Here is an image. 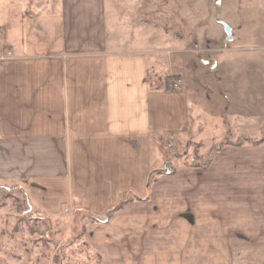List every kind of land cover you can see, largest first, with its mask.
<instances>
[{
  "label": "crops",
  "instance_id": "0c3cea01",
  "mask_svg": "<svg viewBox=\"0 0 264 264\" xmlns=\"http://www.w3.org/2000/svg\"><path fill=\"white\" fill-rule=\"evenodd\" d=\"M43 4L9 15L0 35V183L23 185L50 215L69 207L102 217L125 195L146 198L86 223L83 240L103 264L264 255V141L222 145L204 168L158 173L154 142L186 134L188 91L151 84L139 39L114 18L109 31L107 0ZM254 100L264 107V95Z\"/></svg>",
  "mask_w": 264,
  "mask_h": 264
},
{
  "label": "rangeland",
  "instance_id": "374dc122",
  "mask_svg": "<svg viewBox=\"0 0 264 264\" xmlns=\"http://www.w3.org/2000/svg\"><path fill=\"white\" fill-rule=\"evenodd\" d=\"M43 1L0 0V35L9 15L14 20L38 3L47 7ZM107 14L110 32L117 23L133 42L139 39L151 84L161 89L176 82L194 108L184 136L154 142L158 173H165V163L171 172L204 168L222 145L264 139V107L253 106L264 95V0H107ZM220 20L231 27L232 40ZM151 172L148 191L156 179ZM89 220L98 221L69 207L43 213L28 201L23 185L0 183V264H103L83 240ZM239 264H264V255Z\"/></svg>",
  "mask_w": 264,
  "mask_h": 264
},
{
  "label": "trees",
  "instance_id": "16d2710c",
  "mask_svg": "<svg viewBox=\"0 0 264 264\" xmlns=\"http://www.w3.org/2000/svg\"><path fill=\"white\" fill-rule=\"evenodd\" d=\"M167 84L165 85V89H167ZM262 141H264V139L263 138H261V139H258V140H256L255 142H253L254 144L255 143H260V142H262ZM235 144H241V142H237V143H235ZM152 173L153 172H151V174H149L150 176H149V178H148V187L150 186V184H151V181H152V179H153V176H152ZM143 199H146V198H139V197H137V196H134V195H132V194H128V195H125V196H123L121 199H120V201H118V203L110 210V211H108L107 212V220L113 215V213H115L117 210H119L120 208H122L125 204H127V203H129V202H131V201H135V200H143ZM84 215L86 216V217H88V216H90V218H92L93 220H97L94 216H91V215H89V214H86V213H84ZM99 221V220H98Z\"/></svg>",
  "mask_w": 264,
  "mask_h": 264
},
{
  "label": "water",
  "instance_id": "95a60500",
  "mask_svg": "<svg viewBox=\"0 0 264 264\" xmlns=\"http://www.w3.org/2000/svg\"><path fill=\"white\" fill-rule=\"evenodd\" d=\"M220 23L223 25V28H224L223 30L225 31L226 39L229 40V41L232 40L231 27L226 22H224L222 20H220ZM204 63H207V62L204 61ZM211 68L213 69V68H215V66H211ZM164 169H165L166 173H170L172 171V167L171 166H167L166 163L164 164ZM95 218L97 220H99V221H107V214H105L103 220H101L98 217H95Z\"/></svg>",
  "mask_w": 264,
  "mask_h": 264
},
{
  "label": "built area",
  "instance_id": "2783aa9c",
  "mask_svg": "<svg viewBox=\"0 0 264 264\" xmlns=\"http://www.w3.org/2000/svg\"><path fill=\"white\" fill-rule=\"evenodd\" d=\"M172 85H173V86H172L173 88H174V87H175V89L178 88V84H177V83H173Z\"/></svg>",
  "mask_w": 264,
  "mask_h": 264
}]
</instances>
